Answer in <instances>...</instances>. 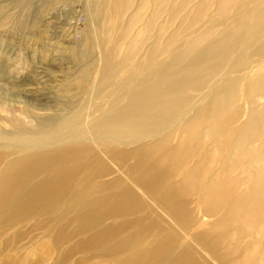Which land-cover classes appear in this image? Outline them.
Segmentation results:
<instances>
[{
	"label": "bare ground",
	"instance_id": "obj_1",
	"mask_svg": "<svg viewBox=\"0 0 264 264\" xmlns=\"http://www.w3.org/2000/svg\"><path fill=\"white\" fill-rule=\"evenodd\" d=\"M83 1L48 53L87 69L0 83V264H224L226 239L264 264V0ZM31 6L0 23L37 34Z\"/></svg>",
	"mask_w": 264,
	"mask_h": 264
},
{
	"label": "rangeland",
	"instance_id": "obj_2",
	"mask_svg": "<svg viewBox=\"0 0 264 264\" xmlns=\"http://www.w3.org/2000/svg\"><path fill=\"white\" fill-rule=\"evenodd\" d=\"M17 1L19 2L20 0H0V22L6 18L7 14L15 9L14 5ZM41 2L42 0H32V6L30 9L34 12L33 19L36 22L40 21L38 24L40 25L38 30H41L42 33H40L41 31L35 35L20 33L16 29V22L12 23L11 21L8 23L9 25H7V23H0V83L5 81L8 83L11 80L13 81V84H17L19 80L26 81L27 83L31 81L30 83L32 85L29 86L25 83L21 91L20 88L19 91H17L19 94L21 92V97L19 98L21 100L23 99L22 96L30 94L29 90L31 89L38 88L39 92L44 93L54 92L56 87L59 88L61 83L66 82V78L71 72L74 70L87 69L90 63V58L88 57L81 61L80 65H77L76 62H71V54L69 55L65 50L67 47L63 46L67 44L66 41L69 39H72V41H78L81 37V33L86 30L88 16L86 14L84 1L76 0L70 1L69 3L60 0V2L54 7L49 6V12L46 14L45 12L43 14L39 13L38 9H40L43 4V2ZM176 2L181 3V0H176ZM189 3L187 11L189 12L190 10L193 15H195V10L197 4L200 3V0H193ZM209 12H211V8H209ZM30 31L32 33L37 32L34 28ZM50 43L55 44L51 49L48 48L51 47ZM41 44L43 45V48L40 49V54L34 55L33 49H38L39 46H42ZM61 46L65 49L63 53L64 55H62L64 57L62 58L60 65L53 63L50 59L52 57L48 52L53 50V48L55 49ZM12 58L14 59L12 60ZM28 79L31 80L28 81ZM40 82H42L45 87L41 84L39 85ZM204 219L205 221L210 220L209 218ZM247 240L251 242L254 239H240L239 245L242 247L246 246ZM230 242L231 241L226 239L225 246H222V249H219L221 252H226L231 259H229L230 261L225 260L224 264H257L258 261H256L255 257H258V251L253 253L254 247L250 250L251 255L246 253V248L240 250L233 248L231 250L228 244ZM197 246L200 253L205 256V259L208 261L206 264H218L208 254L206 255L202 252V248L199 245ZM77 257L79 258V254L73 257L74 260ZM88 264L110 263L107 259L102 260L95 257L91 258L88 261Z\"/></svg>",
	"mask_w": 264,
	"mask_h": 264
}]
</instances>
